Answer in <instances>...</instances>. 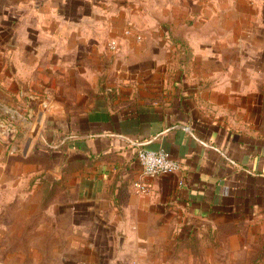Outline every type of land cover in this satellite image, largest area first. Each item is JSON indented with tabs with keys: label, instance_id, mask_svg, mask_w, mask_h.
<instances>
[{
	"label": "crops",
	"instance_id": "obj_1",
	"mask_svg": "<svg viewBox=\"0 0 264 264\" xmlns=\"http://www.w3.org/2000/svg\"><path fill=\"white\" fill-rule=\"evenodd\" d=\"M88 4L0 0V73L15 78L0 83V103L14 122L32 120L22 122L32 134L24 162L55 167L56 182L72 184L126 245L180 222L222 229L264 215V74L224 62L223 47L204 39L221 35L227 17L200 18L218 26L203 25L198 49L184 27L167 37L117 33L118 50H110V21L82 13ZM100 21L108 29L101 35ZM35 137L42 146L32 151ZM140 148L163 149L179 163L148 178L145 194L134 187Z\"/></svg>",
	"mask_w": 264,
	"mask_h": 264
},
{
	"label": "rangeland",
	"instance_id": "obj_2",
	"mask_svg": "<svg viewBox=\"0 0 264 264\" xmlns=\"http://www.w3.org/2000/svg\"><path fill=\"white\" fill-rule=\"evenodd\" d=\"M80 10L110 21L105 49L118 50L117 33L145 38L161 31L167 37V31L178 36L189 27V40L197 49L205 39L223 47L224 62L253 64L264 74V0H89ZM220 14L227 17L220 24L223 33L215 34L221 39L214 41V32L198 38L208 31L203 25L218 26L200 18ZM168 15L176 22L157 21ZM183 17L188 19L182 22ZM95 31L101 35L108 29L100 21ZM0 74V83L15 80ZM20 106V111L26 107ZM8 107L0 103V264H264V215L222 229L180 222L142 246L124 244L122 233L107 231L102 215L93 213L72 184L56 182L55 167L24 162L22 151L32 134L22 122L32 120L14 122L7 118ZM14 144L18 152L12 155ZM39 145L35 137L31 150Z\"/></svg>",
	"mask_w": 264,
	"mask_h": 264
},
{
	"label": "built area",
	"instance_id": "obj_3",
	"mask_svg": "<svg viewBox=\"0 0 264 264\" xmlns=\"http://www.w3.org/2000/svg\"><path fill=\"white\" fill-rule=\"evenodd\" d=\"M136 38L139 39V36ZM136 158L141 166V173L138 179L134 182V187L136 192L140 194L148 192V178L162 174H170L179 168L178 161L163 149L152 150L140 148L136 152Z\"/></svg>",
	"mask_w": 264,
	"mask_h": 264
},
{
	"label": "water",
	"instance_id": "obj_4",
	"mask_svg": "<svg viewBox=\"0 0 264 264\" xmlns=\"http://www.w3.org/2000/svg\"><path fill=\"white\" fill-rule=\"evenodd\" d=\"M18 152V146L17 145H12L11 146V150H10V153L12 154V155H14L15 153H17ZM22 153H23V151H22Z\"/></svg>",
	"mask_w": 264,
	"mask_h": 264
}]
</instances>
